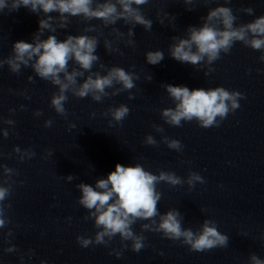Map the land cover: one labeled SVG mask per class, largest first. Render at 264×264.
Masks as SVG:
<instances>
[{
    "label": "clouds",
    "instance_id": "1",
    "mask_svg": "<svg viewBox=\"0 0 264 264\" xmlns=\"http://www.w3.org/2000/svg\"><path fill=\"white\" fill-rule=\"evenodd\" d=\"M211 0H204L210 3ZM228 4L230 0H224ZM149 0H0V11L7 8L11 11H18L25 7L32 13L42 12L44 18L39 15L38 31L33 34L32 42L17 41L12 45V54L6 59L0 60V67L5 64L13 73H19L21 67H31L37 77L49 81L58 86V91L50 98V106L55 112L66 118L67 111L65 103L68 100L66 93H71L77 98L91 97L93 101L102 102L103 98L109 95L115 96L120 92L133 89L135 81L139 76L133 71H125L124 68L112 66L106 68L103 63H99L100 58L96 55L98 46L97 36L87 34L67 35L63 41L57 39L53 34L42 39L45 31L55 33L57 29H64L70 23V17H80L82 20H100L104 27L115 25L122 20L125 25H130L127 33L117 28H112V32L118 40H122L127 45H134L131 39L134 36L133 28L136 25L143 26L146 31L152 29L153 21L146 18L140 6L146 5ZM185 5H192L194 0H183ZM193 11L192 8H186ZM240 11L251 16L254 9L251 7L242 8ZM50 13H57L53 16ZM165 13V16H168ZM175 19L174 16L171 17ZM159 22L164 23L162 17ZM202 23L199 26H188L184 37H171L173 43L169 46V55L180 63H187L192 66L200 65L206 67L204 75L214 71L211 67L213 62L220 59L221 53H230L236 42L242 43L246 47L261 52L259 60L264 62V15L256 17L250 22L236 24L238 19L233 14L230 7L217 6L210 8L207 14L200 18ZM85 33L97 31V27L88 26L83 30ZM125 36L128 39H125ZM104 47L108 52L119 51L113 47L110 40L104 41ZM145 59L148 64L157 65L164 59V53L160 50L147 51ZM72 61L78 67H72L69 71V62ZM99 63V68L105 70L106 74L101 75L100 71H92L93 65ZM134 67V66H133ZM88 73L85 76V73ZM78 78H83L82 82ZM29 76L28 80L32 81ZM151 79V77H149ZM120 85V87H115ZM162 87L171 98L174 107L161 110V118L171 126L180 127L182 121H192L195 119L201 128L219 126L220 122L226 118L229 112L240 107L239 100L243 99V94L238 91H229L223 87L209 88L207 90L193 89L180 85L173 86L164 84ZM106 89H114L111 93ZM129 99L134 97L129 94ZM23 108V106H21ZM10 111H13L10 109ZM129 114V108L120 104L118 107H110L103 115L111 116V121L117 123L123 121ZM35 116L42 115L36 111ZM95 115V113H93ZM219 117V120L217 119ZM4 123L13 125L14 121L5 120ZM52 120L45 121V127H50ZM75 127V125H69ZM155 131L162 133L164 129L154 125ZM3 136L9 135L7 129H2ZM162 141L168 148L182 151L183 145L179 140L162 136ZM144 143L156 145L157 141L153 136L145 137ZM13 151L18 155L20 161L31 159L35 152L29 149L21 150L14 147ZM50 154V153H49ZM3 168L5 179L0 184V228L8 223L6 208L3 202L11 195L12 183L9 182L15 170L5 165ZM67 181H72L76 177L68 175L64 177ZM165 182L171 186L186 183L189 188L196 183H205L203 177L196 172H189L187 179H182L174 172L159 171L153 174L136 163L134 166L115 165V170L110 172L106 178H99L95 186L79 183L76 185L81 195L77 203L88 210L85 219H92L94 227L98 229L93 237L77 236V243L87 248L90 245H105L119 234L120 240L131 242V249L139 252L145 247V237L132 230L138 220H146L148 223L141 225L142 231L162 233L163 237L172 241H181L188 245L191 251L204 252L217 247H226L229 237L217 230L215 221L205 219L200 229L194 232L191 228H183V215L177 209H170L161 214L157 205L161 199V193L156 186ZM156 217L159 218L157 221ZM71 219L70 217L68 218ZM8 235H11L9 231ZM123 247H128L123 244ZM6 252L16 251L14 246L5 249ZM117 258L121 252L113 250ZM250 264H264V259H260L255 254L249 257ZM41 264H45L41 261Z\"/></svg>",
    "mask_w": 264,
    "mask_h": 264
}]
</instances>
